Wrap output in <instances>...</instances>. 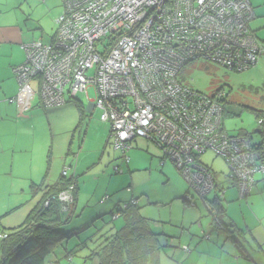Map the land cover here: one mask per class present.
I'll return each instance as SVG.
<instances>
[{"label":"rangeland","instance_id":"obj_1","mask_svg":"<svg viewBox=\"0 0 264 264\" xmlns=\"http://www.w3.org/2000/svg\"><path fill=\"white\" fill-rule=\"evenodd\" d=\"M248 1L255 14L249 27L264 46V0ZM62 12V0H0V25L14 33L29 31L33 34L31 39L48 43ZM11 43L0 47L1 68L8 63L14 46L19 48L23 42ZM179 81L210 96L221 93L231 112L223 121L228 135L245 132L251 145H264V125L260 126L256 117L257 112L264 113V50L256 65L247 71L236 73L198 60L183 69ZM1 88L4 84L0 82ZM88 98L95 99L92 89L88 90ZM75 100L43 107L35 94L27 109L15 103L8 104L14 105L11 108L0 106V235L23 223L43 195L45 189L31 197L29 179L36 172L37 177L42 175L50 149L51 166L46 185H53L63 168L71 167L67 177H78L79 202L70 222L59 228L63 234L76 232L77 235L55 246L46 264H94L88 259L91 252L123 223L121 217L114 220L111 215L133 200H137L140 215L148 220L150 230L159 235L163 248L158 264H264V254L253 249V243L249 244L243 232L237 230H250L254 224L258 225L254 218L264 215V173L255 176L257 183L250 196L241 200L237 190L226 183L229 170L224 160L211 151L199 157L225 190L221 199L224 213L219 219L235 225V233L229 230L251 258L249 262L228 239L226 230L214 227L215 220L204 202L173 163L162 161L160 150L152 142L143 139L132 142L126 153L129 161L125 164L122 155L111 146L109 126L99 120L97 110L92 115L86 112L84 130L73 139L78 123L74 104L80 103L84 110L88 104L82 93ZM68 150L71 155H66ZM38 162L41 170L36 171L33 167ZM114 167L122 173H115ZM216 193L211 191L206 201H214ZM188 196L193 197L194 205L184 200ZM217 198H221L220 194ZM101 200L103 204L99 203ZM183 246L191 252L184 253ZM71 250L75 256L68 260L66 255ZM232 252L238 262L230 260Z\"/></svg>","mask_w":264,"mask_h":264},{"label":"built area","instance_id":"obj_2","mask_svg":"<svg viewBox=\"0 0 264 264\" xmlns=\"http://www.w3.org/2000/svg\"><path fill=\"white\" fill-rule=\"evenodd\" d=\"M62 5L50 42L23 47L25 60L13 69L18 93L35 82L43 107L84 94L108 124L111 146L125 164L132 142H152L208 210L213 172L199 159L207 151L224 160L226 181L239 198L247 197L255 176L264 173V148L254 151L248 138L224 132L221 93L196 91L179 76L198 60L236 73L256 65L264 46L249 27L254 17L249 1L62 0ZM70 168H63V177ZM72 190L73 185L56 197L63 210L73 201ZM185 201L194 205L193 197Z\"/></svg>","mask_w":264,"mask_h":264},{"label":"trees","instance_id":"obj_3","mask_svg":"<svg viewBox=\"0 0 264 264\" xmlns=\"http://www.w3.org/2000/svg\"><path fill=\"white\" fill-rule=\"evenodd\" d=\"M224 102L222 100L224 105L223 121L227 116L231 115V112L227 110ZM74 105L78 110V123L75 127L74 134L80 135V132L85 127L86 113L79 103L76 102ZM256 117L258 124L263 126L264 113L257 112ZM257 131L261 132L260 130ZM238 136H244L250 141L249 136L245 132H239ZM251 146L254 151H259L264 148L262 143ZM50 161L51 151H49L47 156L48 166L50 165ZM67 176L63 177L61 174L57 184L45 188L40 200L29 211L23 223L16 228L10 229L7 233L0 235V264H46V260L53 254V248L55 246L61 245L62 242L68 240L71 236L77 235L76 232L63 234L59 230L61 226L69 223L73 218V209L77 201L76 177ZM213 178L214 190L212 191L216 190L219 194L221 192L223 193H221V198H217L219 194L216 193L214 201L209 202L211 205L209 212L213 215V220H215L213 222L214 227L223 228L228 235L232 236L229 228L235 233L237 231L235 230V226L227 225L219 219L220 215L224 213L221 199L225 194V190L221 188V183H216L214 174ZM226 183L235 188L229 181H226ZM71 185H73V201L66 210H63L62 204L56 197L60 193L68 190ZM32 191L35 192L36 190L33 189ZM51 197H54V200H50ZM239 199L244 200L245 198ZM47 200H49V204L45 206ZM117 213L119 215L118 218H122L123 225L111 236L105 238L91 252L88 259L95 262L94 264H158V255L163 247L159 244V235L154 234L150 230L148 220L140 215V207L137 204V200L129 202L123 208H120ZM114 215L112 214L111 216L113 217ZM239 233L241 232L239 231ZM228 239L236 245L238 250L243 252L236 238L230 237ZM80 246L83 247L84 245ZM66 256L68 260L71 259L72 256H75V251L71 250L67 252Z\"/></svg>","mask_w":264,"mask_h":264},{"label":"crops","instance_id":"obj_4","mask_svg":"<svg viewBox=\"0 0 264 264\" xmlns=\"http://www.w3.org/2000/svg\"><path fill=\"white\" fill-rule=\"evenodd\" d=\"M254 35H255V33H254ZM32 36H33V34H30L29 31L17 30V32L14 33V32H10L7 28H5V26L0 25V47L3 44L12 45L11 42L16 41V40L19 41L20 44H21V42H23L21 44V46H20L21 48L20 47L18 48L16 45L14 46V50L12 51V53H10L8 55V63L5 65V68H1V66H0V82L4 84V88H1V90H0V106H7V107L11 108L14 105H8V104L15 103L17 105V107L18 106H21V107H25L26 106L25 109H27V108H29V104H31L34 101V95L35 94L38 95V86H37V84L35 82L31 83L29 86H27V88H25L22 92L18 93L17 81H16L15 76L13 74V69L16 68L17 66L21 65L24 62V60H25V54H24V51H23V47L26 44H29L31 42H35L36 41L34 39H31ZM38 99H39V97H38ZM88 105H91V104H87V106ZM80 106L84 110V107L81 104H80ZM87 106H86V110H84L85 113L87 112L90 115H92L95 110H93L92 105H91V108H88ZM74 136H75V134L73 132V136H72L73 139H74ZM49 151H51V150L49 149L48 153H49ZM48 153H47V156H48ZM69 154L67 152L66 155H69ZM47 156H46V159H45L46 164H45V166L43 168L42 175L37 177V172H36L34 174H31V177L29 179L30 180L29 181L30 182L29 190H30L32 198L34 196H36L39 192H41L43 189H45L47 187H50V186L46 185V181H47V178H48V175H49V172H50V166H51V161H50V165L49 166L47 165ZM33 168H36V171L41 170V163L38 162V164L34 165ZM32 172H33V170H32ZM77 178L78 177H76V181H77V201H76L75 207L73 209L74 211L76 210L75 208L78 207L77 205H78V202H79V185H78ZM59 179H60V176H59V178L57 179V181L54 184H57L59 182ZM33 189H35L36 191L35 192L32 191ZM32 192H34V193H32ZM248 196H250V194ZM247 197H245V199ZM99 203L103 204V200H101ZM115 215H117L116 218H115ZM115 215L113 216V219L114 218L117 219L119 217V215L117 213ZM252 218H254V216ZM255 221L258 222V225L254 224L251 227L250 230H248V229L246 231H242L240 229H237V230L243 232L244 239H247L249 244L253 243V245H254V247H252L253 249H258L260 254H262V253L264 254V215L262 217H260L259 219H257V220L254 218V223H255ZM122 225H123V223L121 224V226ZM230 237H233V236L228 235V238H230ZM231 243H232V241H231ZM183 247H185V246H183ZM196 248H197V246H196ZM241 248H242V246H241ZM242 251H243L242 253L245 254V257L248 258L247 260L249 262H252L251 258L246 254V252H245V250L243 248H242ZM190 252L191 251L189 250L187 253L189 254ZM198 253H201V252H198ZM204 254H206V253H204ZM193 255H192V257H193ZM233 256H235V255L232 252L229 255L230 260L232 262H238V260L235 257H233ZM237 258H239V257H237ZM191 259H190V261H191ZM228 264H230V263H228Z\"/></svg>","mask_w":264,"mask_h":264},{"label":"bare ground","instance_id":"obj_5","mask_svg":"<svg viewBox=\"0 0 264 264\" xmlns=\"http://www.w3.org/2000/svg\"><path fill=\"white\" fill-rule=\"evenodd\" d=\"M254 18H255V15H254V17H253L252 20H254ZM252 20H251V21H252ZM222 128H223L224 132L228 135V133L225 131L224 126H223V119H222ZM229 136H230V135H229Z\"/></svg>","mask_w":264,"mask_h":264},{"label":"water","instance_id":"obj_6","mask_svg":"<svg viewBox=\"0 0 264 264\" xmlns=\"http://www.w3.org/2000/svg\"><path fill=\"white\" fill-rule=\"evenodd\" d=\"M87 107H88V108H91V105H88Z\"/></svg>","mask_w":264,"mask_h":264}]
</instances>
